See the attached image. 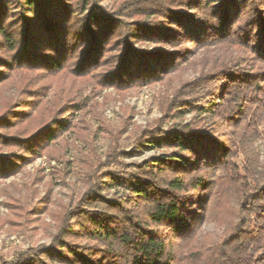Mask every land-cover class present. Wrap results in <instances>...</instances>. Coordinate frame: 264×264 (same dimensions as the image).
<instances>
[{
    "label": "trees",
    "instance_id": "trees-1",
    "mask_svg": "<svg viewBox=\"0 0 264 264\" xmlns=\"http://www.w3.org/2000/svg\"><path fill=\"white\" fill-rule=\"evenodd\" d=\"M187 70L134 130L158 155L127 164L110 134L104 161L81 156L77 201L50 212V244L0 264H264V0H0V181L60 163L72 134L89 142L81 84L124 95ZM230 204L205 246L203 224Z\"/></svg>",
    "mask_w": 264,
    "mask_h": 264
},
{
    "label": "rangeland",
    "instance_id": "rangeland-1",
    "mask_svg": "<svg viewBox=\"0 0 264 264\" xmlns=\"http://www.w3.org/2000/svg\"><path fill=\"white\" fill-rule=\"evenodd\" d=\"M103 5L109 7L110 3L105 2ZM195 76L196 72L187 70L182 76L176 77L172 84L166 82L149 85L132 89L124 95L111 89L101 91L93 84H81L79 99L81 103L90 106L86 117L89 123V142L75 140L72 134L69 141L78 148H65L60 163L50 162L44 157L24 168L20 174L0 181V260L10 261L19 250L50 244L54 226L50 212H58L77 201L84 191L80 174L81 156L88 154L94 160L97 157L104 161L113 145L110 134H116L120 149L131 154L123 160L127 164H140L157 156L155 151L137 149L134 130L160 119L163 96L169 89H176L182 81L191 80ZM192 116L186 114V121L192 119ZM255 147L260 163L264 166V123L260 126ZM49 192V213L38 217L27 214ZM232 210L231 204L221 207V212L214 219L203 224L200 233L202 244L209 246L220 240L227 226L223 222L232 221Z\"/></svg>",
    "mask_w": 264,
    "mask_h": 264
}]
</instances>
